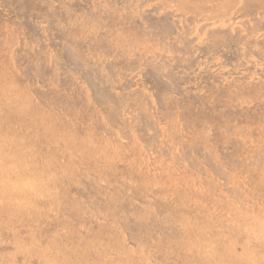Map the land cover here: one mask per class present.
Segmentation results:
<instances>
[{"label":"rangeland","instance_id":"374dc122","mask_svg":"<svg viewBox=\"0 0 264 264\" xmlns=\"http://www.w3.org/2000/svg\"><path fill=\"white\" fill-rule=\"evenodd\" d=\"M227 1L0 0V122L78 166L2 169L0 264H264V0Z\"/></svg>","mask_w":264,"mask_h":264},{"label":"bare ground","instance_id":"6f19581e","mask_svg":"<svg viewBox=\"0 0 264 264\" xmlns=\"http://www.w3.org/2000/svg\"><path fill=\"white\" fill-rule=\"evenodd\" d=\"M221 1V0H220ZM227 1V0H226ZM260 1V0H259ZM184 2V1H183ZM191 2V1H190ZM211 2V1H210ZM209 2V3H210ZM215 2V1H214ZM228 2V1H227ZM235 2V1H234ZM257 2V1H256ZM206 3V2H205ZM217 3V2H216ZM215 3V4H216ZM223 3V2H222ZM259 3V2H258ZM195 4V3H194ZM198 4V3H197ZM196 4V5H197ZM201 4V3H200ZM204 4V1L203 3ZM226 4V3H225ZM231 4V3H230ZM257 4V3H256ZM255 4V5H256ZM185 5V4H184ZM205 5V4H204ZM203 5V6H204ZM260 5V3H259ZM264 5V3H263ZM183 6V5H182ZM211 6V4H210ZM216 6V5H215ZM221 6V5H220ZM226 6V5H224ZM228 6V5H227ZM231 6V5H230ZM229 6V7H230ZM251 6V5H250ZM262 6V5H261ZM218 7V6H217ZM228 7V8H229ZM252 7V6H251ZM193 8V7H192ZM197 8V7H195ZM205 8V7H204ZM227 8V9H228ZM190 9V7H189ZM216 9V8H215ZM219 9V8H218ZM246 9V8H245ZM188 10V8H187ZM210 11V10H206ZM224 11V9H223ZM246 11V10H245ZM248 11V10H247ZM202 12V11H201ZM220 12V10H219ZM200 15V14H199ZM209 15V14H208ZM218 15V14H216ZM201 16V15H200ZM204 16V13H203ZM207 16V15H206ZM263 19V18H262ZM252 20V19H251ZM247 21V20H246ZM262 21V20H261ZM247 23V22H246ZM254 23V22H253ZM255 27V26H254ZM253 29V28H252ZM251 29V30H252ZM251 36V35H250ZM256 40V38H255ZM254 42V41H253ZM252 42V44H253ZM258 43V42H257ZM256 43V44H257ZM261 43V42H260ZM259 43V44H260ZM260 50V49H259ZM264 50V49H263ZM1 73V72H0ZM2 75V74H1ZM6 78V77H5ZM2 79V78H1ZM4 79V78H3ZM4 80H1L3 82ZM9 83V81H7ZM229 84V83H228ZM11 85V83H10ZM227 85V84H226ZM248 85V84H247ZM257 86V84H255ZM255 86V87H256ZM249 87V86H246ZM254 87V88H255ZM250 88V87H249ZM248 89V88H246ZM257 88H255L256 90ZM263 89V88H261ZM0 91V100H2L1 97L4 95H14L13 91L10 88H3ZM258 90V89H257ZM256 93V92H255ZM259 93V91L257 92ZM255 95V94H254ZM259 95V94H258ZM253 97V95H252ZM255 97V96H254ZM256 98V97H255ZM260 100V99H259ZM5 103V102H4ZM261 102L259 101V104ZM258 105V104H257ZM261 105V104H260ZM264 105V103H263ZM259 106V105H258ZM262 106V105H261ZM259 110V109H258ZM263 112V109H261ZM0 114V118H1ZM5 121V122H4ZM3 123L0 122V161L6 159L8 160V165L4 166L3 164H0V177L3 176L2 169L5 168V174L10 175L15 179L14 183L18 184L20 182L26 184L29 186L33 191L39 192L38 195H40L41 191L49 190L52 186H60L62 183V179L64 177L63 173H68L69 169L71 170V173L75 171V169L78 167L77 165H73V163H70L74 158L70 160V162L66 159L67 155L64 153V151L60 150L59 157L57 155H50L49 160L47 162H43L37 155V151L34 148H31L30 146H34L35 144L31 145H25L20 140L16 139L18 136L17 133L19 130L15 129V126H12V121L10 118L4 119ZM263 121V120H262ZM48 123V122H47ZM55 123V122H54ZM49 124V123H48ZM60 124V123H59ZM57 125V124H56ZM50 126V125H49ZM57 127V126H56ZM264 129V128H263ZM53 137L55 143L58 141H62L59 139L62 138V134H57L54 130ZM85 157L87 158H93L96 155L92 153H85ZM54 160V161H53ZM68 161V162H66ZM13 167H10V166ZM56 167L57 173L56 176L53 177V172L51 170H54ZM14 170V171H13ZM65 178V177H64ZM5 192V190L2 189V184L0 183V193ZM37 195V196H38ZM14 209V208H13ZM257 216V215H256ZM255 218V217H254ZM263 218V217H262ZM261 218V219H262ZM260 219V218H259ZM264 220V219H263ZM250 225L253 227V229L261 228L263 226L262 231H260V235H264V222L263 224L256 223H250ZM160 229V228H159ZM64 230V229H63ZM61 230V231H63ZM161 230V229H160ZM158 231V230H157ZM20 243V241H17ZM231 245L232 243L227 240L224 242L223 246V254H228L231 251ZM249 248L246 249L243 245L240 247L242 251H247L250 253H253L254 255L260 256L259 251H263L264 248H257L256 246H250L247 245ZM198 249V248H197ZM264 258V255H263Z\"/></svg>","mask_w":264,"mask_h":264}]
</instances>
